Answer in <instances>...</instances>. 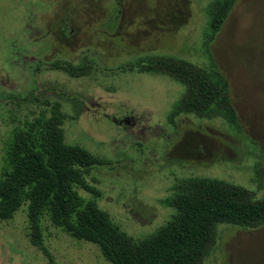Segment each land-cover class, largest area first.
<instances>
[{
    "label": "rangeland",
    "instance_id": "374dc122",
    "mask_svg": "<svg viewBox=\"0 0 264 264\" xmlns=\"http://www.w3.org/2000/svg\"><path fill=\"white\" fill-rule=\"evenodd\" d=\"M212 1L0 0V162L4 135L46 111L43 91L52 89L83 97L76 120L69 103L46 96L66 115L65 143L107 162L94 166L87 181L102 194L98 206L133 238L166 223L173 210L159 201L185 178H215L264 197V0H236L209 39ZM206 48L229 82L241 133L220 119L191 115L168 123L183 86L134 69L154 56L204 65ZM56 62L92 68L72 78L50 67ZM32 92L39 101L23 104ZM25 209L0 221V264H109L95 245L49 224L46 256L27 239ZM204 264H264V226L218 225Z\"/></svg>",
    "mask_w": 264,
    "mask_h": 264
},
{
    "label": "trees",
    "instance_id": "16d2710c",
    "mask_svg": "<svg viewBox=\"0 0 264 264\" xmlns=\"http://www.w3.org/2000/svg\"><path fill=\"white\" fill-rule=\"evenodd\" d=\"M235 2H211L206 29L209 39L221 30ZM206 51L204 65L177 57L154 56L136 63L134 69L168 77L183 86L168 123L175 124L177 117L191 115L203 120L220 119L232 132L241 133L229 82L207 48ZM51 68L81 78L90 74L92 66L56 62ZM129 68L133 70L132 66ZM46 92L47 96L69 103L74 119L80 118L85 108L83 97L55 94L52 89ZM33 94L22 99V103L38 102ZM41 102L46 111L18 123L3 137L0 221L12 220L26 206L27 239L46 256L45 224L75 241L95 245L109 264H204L214 249L218 225L244 230L264 226V197L257 198L253 191L223 180L189 177L180 180L159 201L161 206L173 210L166 223L148 235L133 238L98 206L102 194L87 181L94 166L107 162L79 145L66 144V115L61 105L46 96ZM79 190L90 197L84 198Z\"/></svg>",
    "mask_w": 264,
    "mask_h": 264
},
{
    "label": "flooded vegetation",
    "instance_id": "af4514ba",
    "mask_svg": "<svg viewBox=\"0 0 264 264\" xmlns=\"http://www.w3.org/2000/svg\"><path fill=\"white\" fill-rule=\"evenodd\" d=\"M113 29H114V28H113ZM50 67H51V66H50ZM55 70H58V69H55ZM42 91H43V90H42ZM46 91H48V90L43 91V93L45 94V96H47V92H46ZM40 92H41V91H40ZM32 93H33V92H32ZM32 93H31V94H32ZM31 94H30V95H31ZM33 95H34V97H35V94H33ZM35 98H37V97H35Z\"/></svg>",
    "mask_w": 264,
    "mask_h": 264
}]
</instances>
